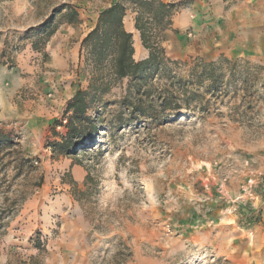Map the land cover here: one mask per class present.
<instances>
[{
	"label": "rangeland",
	"instance_id": "obj_1",
	"mask_svg": "<svg viewBox=\"0 0 264 264\" xmlns=\"http://www.w3.org/2000/svg\"><path fill=\"white\" fill-rule=\"evenodd\" d=\"M118 1L29 0L34 10L10 27L26 33L52 9L70 3L81 16L73 47L95 27L99 13ZM169 2L190 7L191 25L174 14L160 35L167 57L189 65L225 57L237 61L238 70L249 68L254 85L246 91L232 86L212 101L208 114L182 112L161 124L116 128L114 102L127 80L118 83L104 96L106 108L89 112L100 115L99 129L95 147L74 156L88 172L80 190L72 189L65 161L72 155L53 157V132L44 138L26 123L0 124L14 144L0 163V264H264V0ZM129 17L134 22L135 14ZM11 46L6 58L15 66L24 47ZM144 50L137 61L147 56ZM45 62L46 56H31L36 68L43 70ZM70 72L76 91L86 90L90 72L81 49ZM216 172L224 181L243 178L240 193L218 202L217 209L206 194H218L211 192ZM72 237L84 255L72 257Z\"/></svg>",
	"mask_w": 264,
	"mask_h": 264
},
{
	"label": "trees",
	"instance_id": "obj_2",
	"mask_svg": "<svg viewBox=\"0 0 264 264\" xmlns=\"http://www.w3.org/2000/svg\"><path fill=\"white\" fill-rule=\"evenodd\" d=\"M129 8L137 13L135 28L149 53L141 61L135 59L133 34L124 24ZM179 8L180 4L159 0H123L99 13L95 27L81 43L90 72L89 85L86 90L76 91L62 120L53 123L54 134L58 126L67 131L61 140L51 144L54 158L74 156L95 147L100 115L89 112L93 109L98 112L101 106L106 108L109 102L104 96L123 80H127L124 94L114 102L119 107L112 121L116 128L136 123L161 124L182 112L208 114L212 101L229 94L232 86L234 91L238 86L246 91L251 83L254 85L257 77L249 68L238 70L237 61L225 57L192 65L167 57L160 35L172 26ZM58 16L68 24L81 22L79 12L70 5L55 8L43 24L24 33L26 38H36L32 44L35 51L44 53L46 39L53 34L52 25ZM10 146H14L10 136L0 131V163Z\"/></svg>",
	"mask_w": 264,
	"mask_h": 264
},
{
	"label": "crops",
	"instance_id": "obj_3",
	"mask_svg": "<svg viewBox=\"0 0 264 264\" xmlns=\"http://www.w3.org/2000/svg\"><path fill=\"white\" fill-rule=\"evenodd\" d=\"M28 1L0 0V124L26 123L34 132L43 131L45 138L47 134L50 135L48 133L49 130L53 132V123L56 120H62L69 101L76 93V89L72 83L70 66L72 65V61L76 60L84 38L81 37L72 47V35L76 26L60 21L59 24L53 27V34L46 39L43 48L44 53L35 51L32 48V44L36 41L35 37L30 36V38H26L24 37V31L10 27L14 20L20 21V19L34 10V7L30 6ZM169 1L167 3H171ZM63 5H70L72 7L70 3ZM76 10L79 12L78 9ZM190 12V7L179 8L175 12L176 17L180 18L181 23L185 27L191 25V21L187 17V14H190ZM129 14H135L134 22L129 19ZM136 17L137 13L129 8L124 19V24L126 30L132 34L136 25ZM172 21L174 20L172 19ZM14 42H18L24 49L14 60L16 65L12 66L9 65L6 57L9 55L10 46ZM35 54L46 56V62L43 66L44 72L31 65V56ZM148 54L141 57L139 61L146 59ZM55 132L53 136L56 140H61L62 136H65L67 133L65 127L61 126L55 127ZM44 138L43 141L46 140ZM36 143L41 144L42 140L38 139ZM74 156L71 159H65L72 171V189H85L84 182L88 177V172L85 171L86 167L76 160ZM61 160L62 158L60 162L63 161ZM221 175V172H216L212 177L214 184L211 186V192H217L218 194L214 197V195H210V190L206 191V194H209L207 197L213 198L215 209H217L216 204L218 202L228 201L233 194L237 195L240 193V185L243 182V178H230L224 181ZM223 182H227L226 186H224ZM76 205L77 203L74 201L72 209H75ZM75 221V223H78L77 221L82 223L80 217H76ZM237 221H239L238 224L240 225L238 217L234 222L237 224ZM75 223L72 222V234L76 232ZM60 242L62 243L61 240ZM76 242L77 240L72 237V257L85 254L83 252L84 248L77 247L75 245Z\"/></svg>",
	"mask_w": 264,
	"mask_h": 264
},
{
	"label": "bare ground",
	"instance_id": "obj_4",
	"mask_svg": "<svg viewBox=\"0 0 264 264\" xmlns=\"http://www.w3.org/2000/svg\"><path fill=\"white\" fill-rule=\"evenodd\" d=\"M130 25V24H129ZM128 25V26H129ZM136 39V42H135V44H134V46H135V49H136V55H142V54H145L146 52H145V50L142 48V45H141V41H140V38H139V35H138V33H136V37H135Z\"/></svg>",
	"mask_w": 264,
	"mask_h": 264
},
{
	"label": "built area",
	"instance_id": "obj_5",
	"mask_svg": "<svg viewBox=\"0 0 264 264\" xmlns=\"http://www.w3.org/2000/svg\"><path fill=\"white\" fill-rule=\"evenodd\" d=\"M15 49H16V46H13V47L11 48V51L13 52ZM16 50H17V49H16ZM16 50H15L14 52H17ZM63 123L66 124L67 121L65 120ZM252 182H253L252 179L248 181L249 184H251Z\"/></svg>",
	"mask_w": 264,
	"mask_h": 264
}]
</instances>
